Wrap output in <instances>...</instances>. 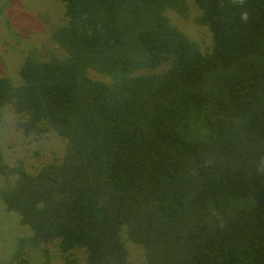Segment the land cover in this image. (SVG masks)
Here are the masks:
<instances>
[{
	"label": "trees",
	"instance_id": "obj_1",
	"mask_svg": "<svg viewBox=\"0 0 264 264\" xmlns=\"http://www.w3.org/2000/svg\"><path fill=\"white\" fill-rule=\"evenodd\" d=\"M60 1L65 56L0 75V125L11 105L65 153L9 167L0 136L7 212L64 264H130L127 240L145 264H264V0H194L209 51L167 15L187 0Z\"/></svg>",
	"mask_w": 264,
	"mask_h": 264
},
{
	"label": "rangeland",
	"instance_id": "obj_2",
	"mask_svg": "<svg viewBox=\"0 0 264 264\" xmlns=\"http://www.w3.org/2000/svg\"><path fill=\"white\" fill-rule=\"evenodd\" d=\"M187 17L168 10L171 22L199 42L204 51L212 47L213 39L208 27L198 23L201 14L194 0H187ZM65 4L60 0H0V75L8 77L15 85L20 83V70L30 51L43 58L50 55L65 56V51L55 43L52 32L65 25ZM95 80H109L104 75L88 70ZM18 116L11 105L4 109L0 136L5 161L9 167L23 166L36 172L44 164L63 156L66 140L56 132L44 135L26 134L18 125ZM12 179H14L12 177ZM33 232L22 225L15 212H7L0 201V264H64L57 242L40 246L31 241ZM130 264H145L141 245L126 241ZM85 263V255L76 253Z\"/></svg>",
	"mask_w": 264,
	"mask_h": 264
}]
</instances>
